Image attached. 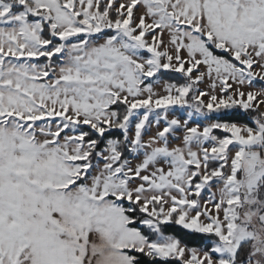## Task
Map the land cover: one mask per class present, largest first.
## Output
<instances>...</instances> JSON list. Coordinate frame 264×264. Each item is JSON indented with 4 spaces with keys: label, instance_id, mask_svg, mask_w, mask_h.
I'll return each instance as SVG.
<instances>
[{
    "label": "snow or ice",
    "instance_id": "1",
    "mask_svg": "<svg viewBox=\"0 0 264 264\" xmlns=\"http://www.w3.org/2000/svg\"><path fill=\"white\" fill-rule=\"evenodd\" d=\"M0 264H264V0H0Z\"/></svg>",
    "mask_w": 264,
    "mask_h": 264
}]
</instances>
